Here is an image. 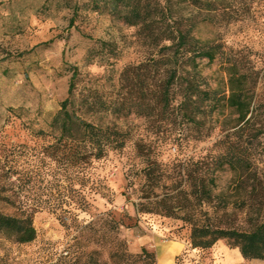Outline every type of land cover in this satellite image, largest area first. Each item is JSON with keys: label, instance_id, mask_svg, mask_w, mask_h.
<instances>
[{"label": "rangeland", "instance_id": "obj_1", "mask_svg": "<svg viewBox=\"0 0 264 264\" xmlns=\"http://www.w3.org/2000/svg\"><path fill=\"white\" fill-rule=\"evenodd\" d=\"M172 3L183 26L192 19L196 38L220 46L213 63L198 61L201 88L227 94L231 64L249 75L248 124L238 123L231 109L211 113L210 102L181 134L165 132L158 110L148 114L143 86L149 81L156 89L162 78V68L150 62L159 58V49L150 45L146 29L112 15L106 2L0 0V213H30L36 230V239L27 244L0 235V264L108 261L112 244L101 243L95 228L84 230L107 213L122 219L118 238L132 255L145 248L155 254V264H216L223 256L215 258L214 250L228 247L227 241L192 249L186 217L202 224L207 216L213 226L239 231L264 219V0H235L231 15L223 11L224 3L210 14L182 0ZM233 10L238 20L230 18L236 16ZM160 27L156 24L155 34ZM74 72L77 114L124 142L84 172L75 157L80 149H55L50 128ZM229 157L247 160L248 169L230 170L224 163ZM148 168H155L159 187L144 213L140 191L152 182L140 172ZM212 176L216 198L207 202L199 192V205L194 186L198 191ZM70 181L86 209H72L77 221L66 228ZM169 205L184 207L179 217L165 215Z\"/></svg>", "mask_w": 264, "mask_h": 264}, {"label": "trees", "instance_id": "obj_2", "mask_svg": "<svg viewBox=\"0 0 264 264\" xmlns=\"http://www.w3.org/2000/svg\"><path fill=\"white\" fill-rule=\"evenodd\" d=\"M110 7V13L118 19L123 20L130 26L141 25L149 33L150 45L158 48L159 58H151L154 66L162 68V78L156 89L152 88L150 82H143L149 101L146 106L148 114L154 113L157 109L158 114L163 120L165 132L178 136L182 133L184 127L190 123H196V117L205 114L201 108L204 103H210L211 113L221 108L231 109L237 115V122L248 124L249 115L253 114L250 98L249 75L240 72L236 64H231L227 68V94L217 96L216 89L201 88L202 83L199 79V60H207L208 64L213 63L220 54V46L211 45L193 35L195 25L192 19L186 21L183 26L181 19L174 18L173 0H165V4L160 6L157 0H102ZM189 5L196 6L199 11L210 14L217 11L218 4L227 15H231L232 3L235 0H182ZM243 2L246 0H238ZM253 1V0H249ZM236 16L231 17L238 20L240 17L237 10H233ZM173 20V21H172ZM172 21V22H171ZM170 22V23H169ZM161 24L158 34H155L156 24ZM172 23V24H171ZM172 25V26H170ZM183 26V27H182ZM161 30V31H160ZM188 67V70H185ZM76 72L71 76V82L68 88V97L61 103L60 110L53 117L51 122V131L55 134L56 149L59 145L78 147L81 151L78 153V160L81 164L80 170L83 172L92 162L99 161L106 157L110 151L121 150L124 142L118 138H111L112 134L102 130L91 123L86 122L77 114L75 101L73 98L74 80ZM152 113H151V112ZM138 115L142 112H136ZM262 131V130H261ZM115 135V134H113ZM82 148V149H81ZM230 170L243 171L248 169V163L245 159L229 157L224 161ZM155 168L143 169L140 172L141 177L146 181H151L149 190H141L139 196L140 209L144 213L145 207L149 204L150 195L159 184L155 178ZM159 173V176H163ZM160 178V177H159ZM158 178V179H159ZM146 181V182H147ZM73 181L68 184V195L65 203L70 208L69 217L63 226L70 228L75 221V215L72 209L85 211L86 202L81 196ZM195 187V196L198 204L201 203V192L207 202H212L216 196L213 190L216 187L213 176L207 183L201 181L198 191ZM201 191H200V190ZM144 200V202H142ZM261 204H264L262 201ZM184 207L166 206L165 215L175 216L176 218ZM184 221H189L191 225L190 245L192 249L207 250L212 248L218 241L225 240L228 248L238 249L242 258L246 261L264 260V219L252 225L247 231L236 229H221L210 223L206 216L204 223L199 224L192 216H188ZM192 219V220H191ZM122 219H116L111 213H107L90 221L84 230L95 228V232L101 243L109 242L112 244L109 260L95 259L93 264H155V254L145 248L139 254L132 255L128 253L125 243L119 240L118 233L123 227ZM0 235L7 240L18 244L31 243L36 239V230L33 225V218L30 213H22L19 216H9L0 213Z\"/></svg>", "mask_w": 264, "mask_h": 264}, {"label": "crops", "instance_id": "obj_3", "mask_svg": "<svg viewBox=\"0 0 264 264\" xmlns=\"http://www.w3.org/2000/svg\"><path fill=\"white\" fill-rule=\"evenodd\" d=\"M177 251L179 252V250ZM214 256L215 258L223 256L222 259L216 261V264H264V261L261 260L246 261L242 258L238 249H230L226 245L218 246L214 250Z\"/></svg>", "mask_w": 264, "mask_h": 264}]
</instances>
